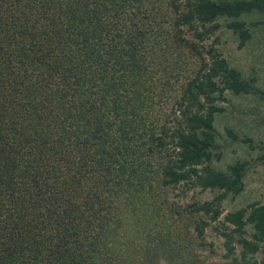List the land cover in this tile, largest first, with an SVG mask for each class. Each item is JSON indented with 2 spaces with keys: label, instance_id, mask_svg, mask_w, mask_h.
<instances>
[{
  "label": "trees",
  "instance_id": "1",
  "mask_svg": "<svg viewBox=\"0 0 264 264\" xmlns=\"http://www.w3.org/2000/svg\"><path fill=\"white\" fill-rule=\"evenodd\" d=\"M166 7L0 0V264H152L144 236H125L130 226L147 228L156 188L220 190L190 204L201 238L222 198L243 190L247 159L213 165L215 118L227 90L254 87L222 55L216 31L223 18L242 46L251 31L241 16L264 11V0ZM219 222L227 255L264 264V202L227 210ZM133 247L141 251L131 258Z\"/></svg>",
  "mask_w": 264,
  "mask_h": 264
},
{
  "label": "rangeland",
  "instance_id": "2",
  "mask_svg": "<svg viewBox=\"0 0 264 264\" xmlns=\"http://www.w3.org/2000/svg\"><path fill=\"white\" fill-rule=\"evenodd\" d=\"M161 10H169L167 0H159ZM250 26L251 36L242 46H238L237 35L220 18L221 27L216 31L217 47L228 60L238 68L243 78L251 81L254 89L246 93L225 92V100H220L223 107L215 118L217 148L221 153L219 159L213 160L217 168L226 169L227 165L237 159L249 161L244 174V188L236 195L229 193L221 200L223 212L217 220H210L204 230L203 238L194 229L196 212L190 211L194 200L211 199L217 195L218 189L188 188L185 185L156 188L151 193L147 208V228L140 230L138 226L127 228V242L135 239L138 233L144 237L143 252L152 258V264H167L172 260L175 264H239L227 255L224 238L219 233V219L227 210L243 206L251 201L264 202V147H252L243 137H252L255 142L264 144V11H253L241 16ZM186 66L193 65L194 57L184 55ZM228 129L238 134L232 137ZM154 187H158L155 180ZM199 215V214H198ZM206 218V215H204ZM130 224L131 218L127 217ZM248 231L252 228L246 225ZM151 234L149 238H146ZM236 254L239 246L236 247ZM130 250V257L138 256L140 248ZM133 252L131 253V251ZM140 250V251H139ZM261 251L256 253L261 258ZM128 255V254H126ZM130 260V259H129ZM143 264V263H142Z\"/></svg>",
  "mask_w": 264,
  "mask_h": 264
}]
</instances>
